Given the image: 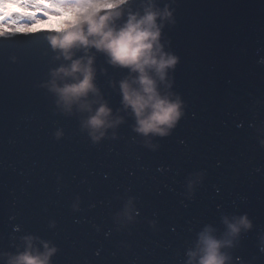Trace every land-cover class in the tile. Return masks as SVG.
<instances>
[{"label": "water", "instance_id": "obj_1", "mask_svg": "<svg viewBox=\"0 0 264 264\" xmlns=\"http://www.w3.org/2000/svg\"><path fill=\"white\" fill-rule=\"evenodd\" d=\"M151 3L171 13L160 43L178 58L158 81L181 101L166 136L134 130L129 70L93 48L92 111L104 102L120 119L94 141L91 113L50 90L69 61L42 33L0 37V264L27 237L55 248L49 264H187L205 228L231 241L226 264H264V0ZM241 216L251 227L226 235L224 219Z\"/></svg>", "mask_w": 264, "mask_h": 264}, {"label": "clouds", "instance_id": "obj_2", "mask_svg": "<svg viewBox=\"0 0 264 264\" xmlns=\"http://www.w3.org/2000/svg\"><path fill=\"white\" fill-rule=\"evenodd\" d=\"M130 3L131 0H0V37L42 33L51 48L58 51L57 59L69 61L51 72L50 90L66 106L76 104L91 113L87 125L93 133L100 130L99 135L93 134L94 141L103 136L102 128L111 127L120 119H108L111 109L104 102L92 111L96 101H90L88 96L98 92L93 83L94 58L88 54L93 48L105 54L109 64L129 70V77L120 81L119 87L124 108L135 117V131L166 136L182 115L179 98L172 100L158 90V81L163 82L167 70L178 62L177 57L163 51L160 43L162 22L171 13L167 6L162 12L154 10L151 0L143 15L126 12ZM122 18L123 23L117 25ZM77 50H82L84 56L73 59ZM57 79L61 81L59 85ZM224 224L226 235L232 236L241 227H251L246 216L235 222L225 218ZM31 239L25 238V251L12 257L8 264H49L55 248L50 249L45 243V251L38 252ZM230 244V240L217 239L211 228H205L198 235L196 250L188 253L187 264H226L228 257L221 249Z\"/></svg>", "mask_w": 264, "mask_h": 264}]
</instances>
